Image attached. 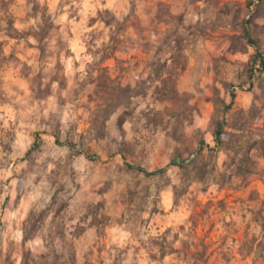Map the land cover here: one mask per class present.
<instances>
[{
    "label": "clouds",
    "instance_id": "clouds-1",
    "mask_svg": "<svg viewBox=\"0 0 264 264\" xmlns=\"http://www.w3.org/2000/svg\"><path fill=\"white\" fill-rule=\"evenodd\" d=\"M257 53L262 0H0V264H264Z\"/></svg>",
    "mask_w": 264,
    "mask_h": 264
},
{
    "label": "rangeland",
    "instance_id": "rangeland-1",
    "mask_svg": "<svg viewBox=\"0 0 264 264\" xmlns=\"http://www.w3.org/2000/svg\"><path fill=\"white\" fill-rule=\"evenodd\" d=\"M262 2H264V0H262ZM249 3H250V0H249ZM248 23H251L250 21L248 22ZM247 32H246V29H245V31H244V35L245 36H247V37H249V43H252V44H257V41L256 40H254V39H252L251 38V35H250V33L248 32V34H246ZM252 41V42H251ZM258 54V53H257ZM259 55V54H258ZM261 55V54H260ZM263 58H264V55H261ZM256 59H258V58H254V61H256ZM260 66H261V68H264V65L263 64H261L260 63ZM252 78V73H251V71H250V73H249V79H251ZM249 90H251V89H249ZM233 99H235V95L233 94ZM226 195V199H227V201L228 202H231V200H232V195L230 194V193H226L225 194Z\"/></svg>",
    "mask_w": 264,
    "mask_h": 264
},
{
    "label": "trees",
    "instance_id": "trees-1",
    "mask_svg": "<svg viewBox=\"0 0 264 264\" xmlns=\"http://www.w3.org/2000/svg\"><path fill=\"white\" fill-rule=\"evenodd\" d=\"M246 32H247L246 34H248V30L247 29H246ZM258 54L254 58H258V59H256V61H260V63L264 65V58L260 55V53H258ZM217 135H219V133Z\"/></svg>",
    "mask_w": 264,
    "mask_h": 264
}]
</instances>
